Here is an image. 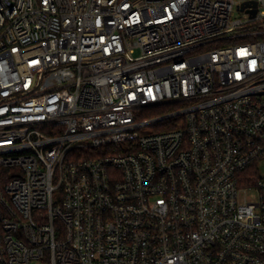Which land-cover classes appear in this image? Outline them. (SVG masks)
Segmentation results:
<instances>
[{"label":"built area","instance_id":"obj_1","mask_svg":"<svg viewBox=\"0 0 264 264\" xmlns=\"http://www.w3.org/2000/svg\"><path fill=\"white\" fill-rule=\"evenodd\" d=\"M0 166V264H264V0H0Z\"/></svg>","mask_w":264,"mask_h":264},{"label":"trees","instance_id":"obj_2","mask_svg":"<svg viewBox=\"0 0 264 264\" xmlns=\"http://www.w3.org/2000/svg\"><path fill=\"white\" fill-rule=\"evenodd\" d=\"M161 113H162V111H160L158 109H154V110H152V112L149 116L155 117V116L160 115ZM9 175H10V170L4 169L0 166V188H2L4 186V184L6 183V181H8Z\"/></svg>","mask_w":264,"mask_h":264},{"label":"rangeland","instance_id":"obj_3","mask_svg":"<svg viewBox=\"0 0 264 264\" xmlns=\"http://www.w3.org/2000/svg\"><path fill=\"white\" fill-rule=\"evenodd\" d=\"M235 16H237V17H242L241 14H235ZM261 175H264V168L261 169Z\"/></svg>","mask_w":264,"mask_h":264},{"label":"water","instance_id":"obj_4","mask_svg":"<svg viewBox=\"0 0 264 264\" xmlns=\"http://www.w3.org/2000/svg\"><path fill=\"white\" fill-rule=\"evenodd\" d=\"M245 6V5H244ZM256 11H253L252 14L255 15Z\"/></svg>","mask_w":264,"mask_h":264}]
</instances>
